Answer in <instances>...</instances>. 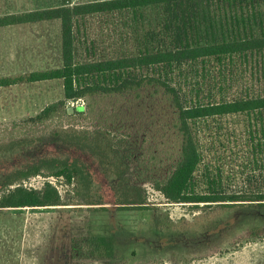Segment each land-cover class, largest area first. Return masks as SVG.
I'll return each mask as SVG.
<instances>
[{
  "label": "trees",
  "instance_id": "obj_1",
  "mask_svg": "<svg viewBox=\"0 0 264 264\" xmlns=\"http://www.w3.org/2000/svg\"><path fill=\"white\" fill-rule=\"evenodd\" d=\"M61 1L54 8L0 16V29L60 21L63 53L61 68L2 77L0 88L59 80L64 89L61 104L82 102L76 109L82 114H87L86 100L93 112L96 98L120 96L129 107L123 113L135 115L138 108L130 106L142 99V110L147 111L143 117L153 129L137 135L152 140L149 133H159L155 138L158 148L163 147L164 159L159 162L155 154L146 158L148 164L138 166L144 169L141 181L152 183L172 204L196 209H264V93L255 92L252 85L245 92L230 93L239 81L240 73L237 75L234 69L237 63H262L256 73L252 68L251 75L255 78L261 73L264 77V0ZM112 14L131 17L126 18V24L134 49L114 58L76 61V31L81 22ZM54 107H46L34 118H51ZM239 115L247 116L249 121L256 155L252 171L259 169L260 174L252 173L246 178L247 182H256L255 189L248 185L230 192L223 158L219 157L216 165L208 161L211 149L206 146L205 136L211 121L219 123L225 117ZM65 136L64 140L89 151L105 171L117 176L123 190L118 204L125 208L149 205L145 188L132 184L127 176L131 165L115 146L119 142L110 128L71 129L65 131ZM171 138H175L173 152L169 147ZM37 176L63 179L78 197H91L92 176L81 161L43 158L6 177L0 185V209L66 205L57 186L49 181L41 190L25 185ZM91 204L88 201L87 205ZM251 231L252 237H264V229ZM83 244L88 257L113 258L116 253L112 236H90Z\"/></svg>",
  "mask_w": 264,
  "mask_h": 264
},
{
  "label": "rangeland",
  "instance_id": "obj_2",
  "mask_svg": "<svg viewBox=\"0 0 264 264\" xmlns=\"http://www.w3.org/2000/svg\"><path fill=\"white\" fill-rule=\"evenodd\" d=\"M90 1L95 0H72V4ZM61 4V0H0V16ZM126 18L130 20L131 17ZM126 18L96 15L82 21L76 31V61L114 58L131 52L134 44ZM0 35H32V43L36 42V35L43 37L51 42L52 68L63 65L62 56L61 62L56 57L58 46L62 50L58 20L1 28ZM8 54L3 56L9 60ZM3 63L5 60L1 56L0 66H4ZM261 64L237 63L234 69L237 75L240 73L239 81L230 93L245 92L248 86L264 93L262 74L257 73L255 78L251 75L252 68H256V73ZM23 74L16 76L30 73ZM18 84L0 89V185L18 169L43 158H59L81 161L91 173L93 186L87 200L78 197L63 179L37 176L27 181V187L39 190L46 182L53 183L66 205L0 209V264H264V237H252L251 231L264 229V209L250 206L227 210L223 206L196 209L172 204L152 183L140 180L144 169L138 166L147 165L146 158L155 154L159 162L164 159L163 147L158 148L155 138L159 133H149L152 140L137 135L151 129L144 119L147 111L142 110V99L130 106L138 108L135 115L130 113L131 116L123 113L129 107H126V99L120 96L96 98L93 112L86 100L87 114H82L76 112L82 102L61 104L64 89L59 80ZM49 106H55L51 118L43 121L34 118ZM25 110H30L31 115L22 118ZM99 127L110 128L119 142L115 146L131 165L127 176L132 184L141 185L147 191L149 205L146 208H125L118 204L123 190L117 176L105 171L89 151L64 140L66 130L93 131ZM169 141L173 152L175 138ZM205 142L211 149L208 161L216 165L219 157L223 158V172L230 192L243 190L248 185L253 189L257 187L255 181L247 182L246 179L252 173L260 174L259 169L252 171L256 160L255 143L251 140L247 116H228L219 123L211 121ZM88 201L92 204L87 205ZM96 235L115 238L113 258L86 256L83 240ZM234 259L237 261L232 263Z\"/></svg>",
  "mask_w": 264,
  "mask_h": 264
},
{
  "label": "crops",
  "instance_id": "obj_3",
  "mask_svg": "<svg viewBox=\"0 0 264 264\" xmlns=\"http://www.w3.org/2000/svg\"><path fill=\"white\" fill-rule=\"evenodd\" d=\"M9 14H13V13H9ZM35 38H36V42L32 43V41L34 40L32 35L30 37H27L25 35H0V55L5 60V63H3L5 65L0 66V73H5V74H0V78L2 77L14 78V77H18L16 76L18 73L28 74L33 72L47 71V70L61 68V66L59 65L55 66V68H52V65H50L51 62L50 59L52 58V56L50 57L51 42H48L45 39H42L43 37L37 35L35 36ZM17 39H21L19 40L20 42H17ZM32 52H34V54H32ZM6 53H9L8 55H10L11 57L9 60L7 59V57L3 56V54ZM59 53H62V50L58 46L56 57H57V61L61 62L60 59L61 56L63 58V53L61 55ZM34 55H36L37 57H33ZM43 82H47V81H43ZM24 83H29V82H24ZM34 83H42V82H34ZM16 85L19 84H15L8 87H13ZM2 88H6V87H2ZM30 115H31V111L25 110L24 116H22V118L28 117ZM4 119H8V117L4 116ZM236 261L237 259H234L232 263H235Z\"/></svg>",
  "mask_w": 264,
  "mask_h": 264
},
{
  "label": "water",
  "instance_id": "obj_4",
  "mask_svg": "<svg viewBox=\"0 0 264 264\" xmlns=\"http://www.w3.org/2000/svg\"><path fill=\"white\" fill-rule=\"evenodd\" d=\"M71 110V108H69V111Z\"/></svg>",
  "mask_w": 264,
  "mask_h": 264
}]
</instances>
